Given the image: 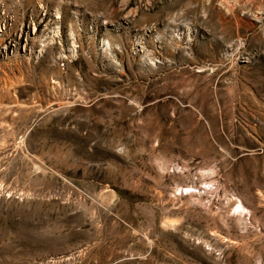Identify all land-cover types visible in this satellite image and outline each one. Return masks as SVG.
<instances>
[{"label":"rangeland","instance_id":"1","mask_svg":"<svg viewBox=\"0 0 264 264\" xmlns=\"http://www.w3.org/2000/svg\"><path fill=\"white\" fill-rule=\"evenodd\" d=\"M0 264H264V0H0Z\"/></svg>","mask_w":264,"mask_h":264},{"label":"bare ground","instance_id":"2","mask_svg":"<svg viewBox=\"0 0 264 264\" xmlns=\"http://www.w3.org/2000/svg\"><path fill=\"white\" fill-rule=\"evenodd\" d=\"M240 207L243 208V209H245V207H244V205L242 203L240 204Z\"/></svg>","mask_w":264,"mask_h":264}]
</instances>
